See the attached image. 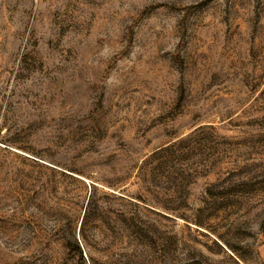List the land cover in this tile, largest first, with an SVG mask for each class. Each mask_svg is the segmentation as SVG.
I'll use <instances>...</instances> for the list:
<instances>
[{
  "label": "rangeland",
  "instance_id": "374dc122",
  "mask_svg": "<svg viewBox=\"0 0 264 264\" xmlns=\"http://www.w3.org/2000/svg\"><path fill=\"white\" fill-rule=\"evenodd\" d=\"M0 264H264V0H0Z\"/></svg>",
  "mask_w": 264,
  "mask_h": 264
},
{
  "label": "trees",
  "instance_id": "16d2710c",
  "mask_svg": "<svg viewBox=\"0 0 264 264\" xmlns=\"http://www.w3.org/2000/svg\"><path fill=\"white\" fill-rule=\"evenodd\" d=\"M167 150H168V148H165V149H161L160 151H162V152H163V151H167Z\"/></svg>",
  "mask_w": 264,
  "mask_h": 264
}]
</instances>
